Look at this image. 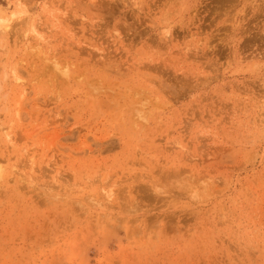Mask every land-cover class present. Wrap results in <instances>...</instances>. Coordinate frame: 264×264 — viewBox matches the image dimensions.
Listing matches in <instances>:
<instances>
[{"label":"rangeland","instance_id":"1","mask_svg":"<svg viewBox=\"0 0 264 264\" xmlns=\"http://www.w3.org/2000/svg\"><path fill=\"white\" fill-rule=\"evenodd\" d=\"M0 264H264V0H0Z\"/></svg>","mask_w":264,"mask_h":264}]
</instances>
